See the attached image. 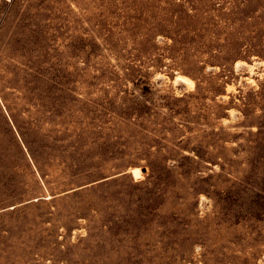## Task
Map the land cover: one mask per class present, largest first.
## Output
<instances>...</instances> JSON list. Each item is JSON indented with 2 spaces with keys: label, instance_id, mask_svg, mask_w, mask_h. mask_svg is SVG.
Masks as SVG:
<instances>
[{
  "label": "rangeland",
  "instance_id": "rangeland-1",
  "mask_svg": "<svg viewBox=\"0 0 264 264\" xmlns=\"http://www.w3.org/2000/svg\"><path fill=\"white\" fill-rule=\"evenodd\" d=\"M262 90L264 0H0V264H264Z\"/></svg>",
  "mask_w": 264,
  "mask_h": 264
},
{
  "label": "trees",
  "instance_id": "trees-1",
  "mask_svg": "<svg viewBox=\"0 0 264 264\" xmlns=\"http://www.w3.org/2000/svg\"><path fill=\"white\" fill-rule=\"evenodd\" d=\"M263 93H264V90H262V92H260L259 96L263 95ZM247 101H249V103H244L246 106L254 105V102H251V100H247ZM258 127H259V130H258L257 135H256L258 137V139L254 140V143H256L260 147H264V138H260V135L264 136V122L263 121L259 122ZM256 148H259V147H256ZM16 208L17 207H14L13 209H16Z\"/></svg>",
  "mask_w": 264,
  "mask_h": 264
},
{
  "label": "bare ground",
  "instance_id": "bare-ground-1",
  "mask_svg": "<svg viewBox=\"0 0 264 264\" xmlns=\"http://www.w3.org/2000/svg\"><path fill=\"white\" fill-rule=\"evenodd\" d=\"M179 81L185 84H193L192 80H190L188 77L180 76L178 77Z\"/></svg>",
  "mask_w": 264,
  "mask_h": 264
},
{
  "label": "water",
  "instance_id": "water-1",
  "mask_svg": "<svg viewBox=\"0 0 264 264\" xmlns=\"http://www.w3.org/2000/svg\"><path fill=\"white\" fill-rule=\"evenodd\" d=\"M142 172H146V168L141 169Z\"/></svg>",
  "mask_w": 264,
  "mask_h": 264
}]
</instances>
